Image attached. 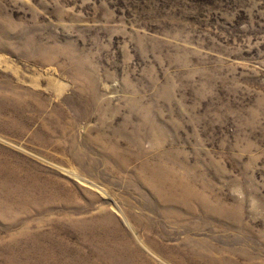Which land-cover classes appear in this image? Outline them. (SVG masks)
<instances>
[{
  "label": "rangeland",
  "instance_id": "rangeland-1",
  "mask_svg": "<svg viewBox=\"0 0 264 264\" xmlns=\"http://www.w3.org/2000/svg\"><path fill=\"white\" fill-rule=\"evenodd\" d=\"M0 264H264V0H0Z\"/></svg>",
  "mask_w": 264,
  "mask_h": 264
}]
</instances>
